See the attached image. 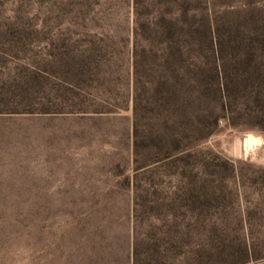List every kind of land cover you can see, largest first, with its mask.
I'll list each match as a JSON object with an SVG mask.
<instances>
[{
	"label": "rangeland",
	"instance_id": "obj_1",
	"mask_svg": "<svg viewBox=\"0 0 264 264\" xmlns=\"http://www.w3.org/2000/svg\"><path fill=\"white\" fill-rule=\"evenodd\" d=\"M0 264H264V0H0Z\"/></svg>",
	"mask_w": 264,
	"mask_h": 264
},
{
	"label": "trees",
	"instance_id": "obj_2",
	"mask_svg": "<svg viewBox=\"0 0 264 264\" xmlns=\"http://www.w3.org/2000/svg\"><path fill=\"white\" fill-rule=\"evenodd\" d=\"M181 52H182V48H181L180 44H176L173 47V50L171 51L169 66L172 68L174 75H176V73H177V67L179 65L178 64L176 65V62H179Z\"/></svg>",
	"mask_w": 264,
	"mask_h": 264
}]
</instances>
